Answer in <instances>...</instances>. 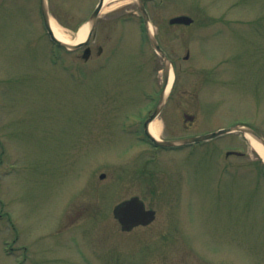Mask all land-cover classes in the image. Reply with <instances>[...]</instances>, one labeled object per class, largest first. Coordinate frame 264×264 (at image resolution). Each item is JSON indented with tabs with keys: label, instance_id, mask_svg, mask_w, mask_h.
<instances>
[{
	"label": "rangeland",
	"instance_id": "rangeland-1",
	"mask_svg": "<svg viewBox=\"0 0 264 264\" xmlns=\"http://www.w3.org/2000/svg\"><path fill=\"white\" fill-rule=\"evenodd\" d=\"M97 2L47 8L72 41ZM144 3L175 71L159 138L243 122L264 136V0ZM179 14L193 22L170 24ZM42 24L40 0H0V264H264L262 163L246 136L144 139L163 70L136 0L102 6L87 60ZM134 195L156 217L124 230L112 209Z\"/></svg>",
	"mask_w": 264,
	"mask_h": 264
},
{
	"label": "water",
	"instance_id": "water-1",
	"mask_svg": "<svg viewBox=\"0 0 264 264\" xmlns=\"http://www.w3.org/2000/svg\"><path fill=\"white\" fill-rule=\"evenodd\" d=\"M41 1V10H42V15L44 19V24L48 30V33L51 37V39L58 45L64 46L68 50H74L77 49L83 45H86L92 35L93 29L95 27L96 19L98 12L103 5L104 0H99L96 8L94 9L89 21H88V33L86 38L83 41L74 43V44H68L65 43L61 40H59L55 34L53 33V30L51 29L50 22H49V16H48V10H47V0H40ZM139 9L144 17L145 21V27L147 30V35L149 37L150 42L152 43L153 47L155 48L156 52L161 55L164 61V67H165V78H166V84L164 87V90L162 92L161 100L159 101L156 109L154 112L149 116V118L145 121V132L149 135V137L154 141L155 144L159 145H180V144H186V143H192L196 141H201V140H206L213 138L215 136H218L223 133L231 132V131H242L244 133L250 134L252 137H254L256 140L262 143V146L264 147V140L259 137L255 131L249 127H245L242 125H235L231 126L229 128H224V129H219L214 132L198 135V136H191V137H185V138H178V139H173V140H168V141H163V140H157L155 137H153L148 130L149 123L159 114V111L164 104V99H165V92L167 89L168 81H169V75H170V62L169 59L164 52L163 49L159 46L157 41L155 40V37L150 31L149 28V16L147 14V11L145 10V6L143 4L142 0H137ZM169 22L171 24L174 23H184V24H189L192 22V18L189 17L188 15H177L172 18H170ZM90 54V48L86 47L83 51L82 57L87 58ZM101 177H104V174H101ZM114 215L117 217L118 221L122 225V228L125 230H128L129 228L138 225V224H147L154 218V211L151 209H145L143 202L136 196H133L129 199H126L122 201L121 203L117 204L114 207Z\"/></svg>",
	"mask_w": 264,
	"mask_h": 264
},
{
	"label": "bare ground",
	"instance_id": "bare-ground-1",
	"mask_svg": "<svg viewBox=\"0 0 264 264\" xmlns=\"http://www.w3.org/2000/svg\"><path fill=\"white\" fill-rule=\"evenodd\" d=\"M116 1H119V0H104V4H106V3H114ZM50 25H51V28H52L53 33L55 34V36L59 40L65 42V43H68V44H74V43L83 41L86 38L87 33H88V29H89L88 23L83 24L77 30L74 40L71 41L66 36H64V34L61 31V28L58 26V24L53 19L50 20ZM171 81H172V75L170 76L169 84H168L167 88L170 86ZM159 129H160L159 122L153 121V122H151L149 124V131L156 138H158ZM247 137H248V140L250 141V144L252 145V147L264 159V150L261 147V145L255 139H253L252 137H250V136H247Z\"/></svg>",
	"mask_w": 264,
	"mask_h": 264
},
{
	"label": "flooded vegetation",
	"instance_id": "flooded-vegetation-1",
	"mask_svg": "<svg viewBox=\"0 0 264 264\" xmlns=\"http://www.w3.org/2000/svg\"><path fill=\"white\" fill-rule=\"evenodd\" d=\"M1 4H2V3H1ZM184 117L187 118V119H190V120H191V119L193 118V115L185 114ZM254 129H255V131H256L258 134H260V132L258 131L257 128H254Z\"/></svg>",
	"mask_w": 264,
	"mask_h": 264
}]
</instances>
